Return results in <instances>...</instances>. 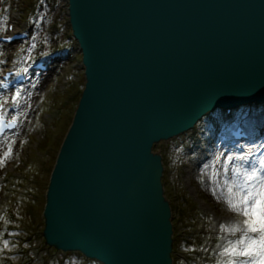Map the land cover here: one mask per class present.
Wrapping results in <instances>:
<instances>
[{
    "label": "water",
    "instance_id": "water-1",
    "mask_svg": "<svg viewBox=\"0 0 264 264\" xmlns=\"http://www.w3.org/2000/svg\"><path fill=\"white\" fill-rule=\"evenodd\" d=\"M88 88L53 178L50 238L106 264H166L152 145L264 100V0H70Z\"/></svg>",
    "mask_w": 264,
    "mask_h": 264
},
{
    "label": "rangeland",
    "instance_id": "rangeland-1",
    "mask_svg": "<svg viewBox=\"0 0 264 264\" xmlns=\"http://www.w3.org/2000/svg\"><path fill=\"white\" fill-rule=\"evenodd\" d=\"M34 1L38 2L34 4L33 0H0V34L6 33L7 23V20L1 17L2 9L7 10L6 14L15 13L17 15L19 30L32 28V36L28 41L10 47H4L0 44V58L6 59L16 68L24 69L27 67L30 70L34 61L38 58L50 57L55 50L56 53L60 54L62 52L63 54L65 50H63L61 43H68L70 39L73 47L71 51L75 56L72 61L64 67L56 69L53 74L37 75L31 86L21 88L22 97L19 105L22 106V109L16 113L21 118L22 129L20 132L13 134L7 142L0 145V156H2L3 152L7 150V143L14 141L13 155L3 166H0V237L4 238L5 236L4 239L9 241V248L0 252V264H87L79 261L81 257L79 254L67 253L61 251L58 245L48 244L45 236L46 218L42 213V205L45 204L43 198L46 192L45 188L40 186L37 195H35L38 203L33 216L35 227L31 230L35 234L34 237L31 236L25 241L24 239H27L30 234L25 235L23 240L17 238L19 234L14 228H8L9 222L1 219L6 204L11 202L9 200L11 198L10 190L18 192V196L14 201L19 206L24 204L22 201L27 196L28 191L26 190L28 187L22 186L20 189L14 187L16 178L21 177L23 179L24 175H27L28 178L33 179L37 173H41L42 176L46 175L42 173L41 162L45 156L43 153L38 152L37 143L44 139V132H42L44 126L42 124H50L54 119V113H43L41 108L48 103V100H53L57 103V106L60 103H67L65 98L72 92L74 93L73 96L76 97L73 100L68 99L69 106L65 111L66 118L61 121V126H58L56 131H52L56 151L64 138L65 129L68 126L66 124L71 123V118L75 114V107L81 97L75 89L78 88L79 90L86 82L84 70L81 66L82 56L77 49V42L72 39V28L67 21V7L63 0ZM39 5L42 8L41 12L38 11ZM58 25L60 27L59 33H55L56 30L58 31ZM58 41H60L59 45L57 44ZM59 48L62 49L59 50ZM48 50L52 52L50 56L45 55ZM72 82L77 83V85L66 95L67 91L65 89ZM14 96L15 92L8 97L9 104L16 105L13 100ZM38 97H43L41 107L35 105ZM249 111L250 109L247 110V112ZM50 126L52 127V125L45 127L50 128ZM49 137L51 138L52 135L50 134ZM192 137L195 141L199 138L195 134ZM173 143L174 141L160 140L154 146V153L163 156L169 166L164 178V183L167 185L165 193L166 197L168 196L167 200L174 208L176 225L178 226V232L181 233L174 237L172 241L173 252L170 255L174 261L181 259L182 264H210V261L214 259V254H219L221 251L217 245H223L226 242L221 237L229 238L226 230L224 232L220 231L219 221L223 220L222 223L231 224L241 218L228 208L223 195L219 193V189L217 192L220 195L219 200L212 195V164L213 161H216L214 157L216 152L201 156L194 155L191 157L193 160L191 162L188 156L182 152V149L174 146ZM175 143L178 142L175 141ZM209 144L214 143L210 140ZM202 145L200 143L199 150H202ZM256 152L258 157L264 155V138L258 142ZM202 160L203 163L200 164ZM28 161L30 163L32 161L33 165H36L35 170H29ZM219 163L220 160L216 161L215 168L220 172L219 179L222 183L224 175L223 170L220 171ZM229 176H231V173ZM6 178L11 181L8 188L5 183ZM32 182L34 180L30 183ZM14 201H12L13 205ZM203 201L208 202L209 205L204 206ZM190 202L193 203L192 205L195 208L190 207ZM26 207L25 205L24 208ZM219 218L220 220H218ZM24 225L26 227V223Z\"/></svg>",
    "mask_w": 264,
    "mask_h": 264
},
{
    "label": "snow or ice",
    "instance_id": "snow-or-ice-1",
    "mask_svg": "<svg viewBox=\"0 0 264 264\" xmlns=\"http://www.w3.org/2000/svg\"><path fill=\"white\" fill-rule=\"evenodd\" d=\"M11 37L8 40L11 41ZM34 47V45H33ZM47 55V53H45ZM28 68L23 69L27 73ZM21 73H17L20 75ZM0 83H3L0 81ZM7 87V85H4ZM22 89L17 87L13 98L19 106ZM4 102L0 101V137H3L7 128H15L17 120L9 121L4 114ZM4 143L0 140V144ZM13 143H7V150L0 156V166L13 155ZM223 159V182H220V172L216 170V161ZM213 161L212 168V195L217 200L219 193L223 195L228 208L241 219L231 224L221 223L220 231H227L229 237H221L226 242L217 245L221 251L215 264H264V155L253 161L251 152L228 154L220 153ZM207 167V166H206ZM231 172V176H229ZM203 183V181H201ZM9 248V241L0 237V252Z\"/></svg>",
    "mask_w": 264,
    "mask_h": 264
},
{
    "label": "bare ground",
    "instance_id": "bare-ground-1",
    "mask_svg": "<svg viewBox=\"0 0 264 264\" xmlns=\"http://www.w3.org/2000/svg\"><path fill=\"white\" fill-rule=\"evenodd\" d=\"M243 110V109H242ZM209 111V110H208ZM251 112H253V111H251ZM243 113V115H246L245 113H244V110L241 112V114ZM251 115V114H250ZM246 123H250V118H246ZM71 133V132H70ZM187 133H184L183 135H186ZM70 135V134H69ZM183 139V138H182ZM189 137H187L186 136V138L183 140V141H181V143H180V145H182L183 146V144L184 145H186L188 142H189ZM228 149L226 148V152L224 153V156L226 157L228 154H230L228 151H227ZM221 153H223V152H221ZM220 154V153H219ZM152 155H153V153L151 152V154H150V160H151V158H152ZM154 156V155H153ZM223 159L224 158H221V164L219 165V167H220V171H222L223 170V168H222V162H223ZM204 205H208V203L207 202H205L204 203Z\"/></svg>",
    "mask_w": 264,
    "mask_h": 264
}]
</instances>
